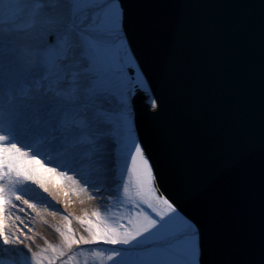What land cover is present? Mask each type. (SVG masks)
I'll list each match as a JSON object with an SVG mask.
<instances>
[{"label": "water", "instance_id": "water-1", "mask_svg": "<svg viewBox=\"0 0 264 264\" xmlns=\"http://www.w3.org/2000/svg\"><path fill=\"white\" fill-rule=\"evenodd\" d=\"M119 2L156 100L132 96L159 187L202 264H264V0Z\"/></svg>", "mask_w": 264, "mask_h": 264}, {"label": "snow or ice", "instance_id": "snow-or-ice-1", "mask_svg": "<svg viewBox=\"0 0 264 264\" xmlns=\"http://www.w3.org/2000/svg\"><path fill=\"white\" fill-rule=\"evenodd\" d=\"M53 8L51 0H18L11 11L5 12L0 23V39L7 38L14 57L21 60L26 69L36 67L38 56L43 58L42 74L28 78L22 99L28 101L33 110L40 107L35 103L38 99L46 100L48 135L39 141L49 149L47 153L38 152L34 145L24 144L12 123L0 131V250L12 253L7 260L0 258V264H44L45 261L46 264H79L78 258L85 255L82 246H127L119 248L120 251L115 250L116 247L109 248L113 250L107 251L105 258L113 261L121 251L142 245L147 235L160 231L164 223L176 215L169 199L158 194L153 168L139 143L134 146V154L129 156L131 166L127 163L122 173L119 170L115 193L96 184L90 185L74 169L66 170L63 165L52 162L55 153L83 161L99 172L102 147L109 143L118 146L113 137L89 135L86 132L87 114L76 109L83 94L92 89L91 81L83 82L92 54L102 40L111 37V32L100 31V26L105 23L113 28L118 26V12L122 11L121 7L117 8L116 0H90L88 3L63 0L60 10ZM33 36H38V40H33ZM52 38L54 41L50 42ZM25 46L30 63H26L22 53ZM54 52L57 56L51 61ZM13 100V94L9 93L8 103ZM152 106H156L155 101ZM125 172L127 179H124ZM28 185H35L49 195H52L51 188H69L87 193L89 200L101 199L106 203L98 205L91 213L75 217L85 233L78 234L72 227L71 214L55 208ZM119 188L123 190L122 195ZM105 193H108L106 197ZM64 195L69 196L70 192L65 191ZM125 206L127 217L112 211L113 207L118 211ZM32 213L46 225L44 213L53 218L60 217L61 224L54 229L61 238L58 244L44 240L45 247L40 251L32 250L38 235L31 226L35 222ZM125 219L126 224L121 222ZM25 241L31 243L25 244ZM18 245L27 248L31 259ZM148 247L143 245V250ZM17 253L21 258H16ZM88 256L98 257L103 253L93 249Z\"/></svg>", "mask_w": 264, "mask_h": 264}, {"label": "bare ground", "instance_id": "bare-ground-1", "mask_svg": "<svg viewBox=\"0 0 264 264\" xmlns=\"http://www.w3.org/2000/svg\"><path fill=\"white\" fill-rule=\"evenodd\" d=\"M17 2L18 0H0V23L3 22L5 12L11 11ZM51 3L54 5L53 10L56 11L61 9L63 0H51ZM118 3L120 6L119 0H116L117 8H118ZM122 28H123V18H122ZM123 32L128 42L124 28H123ZM113 36L114 34L111 33V37L108 38L107 40L113 39ZM32 39L38 40V36H33ZM105 40L106 39H104L103 41L105 42ZM53 41L54 38H52V41L50 42ZM101 44H103V42H101ZM128 45L130 50L128 49L126 51L125 50L123 51V49L118 46V41L115 44V46H113L111 49H109L105 44H103L101 49L98 51L99 54L98 56L99 58H101L100 59L101 63H104L107 68L114 69L120 72H124L127 70L128 74H131V76H129L130 79L128 80V83L126 84L128 86L127 91H129L130 93V95L126 96L127 99L126 107L129 109L128 110V116H130L129 120H131V122L133 121L132 126L134 127L136 138H133V142L130 143L131 145L130 148L134 149V146L138 142L142 147V151L144 152V155L148 159V155L145 152L146 149L145 147H143V143L139 137L138 130H136L137 126L135 123V107L132 102V96L138 90H142L143 91L142 93L146 95V97L143 100L144 102L152 105V102L153 101L156 102V100L150 88V85L146 79V76L144 72L141 70L140 64L129 42ZM56 56L57 53L54 52L50 57V60L54 61L56 59ZM42 59H43L42 57L38 56L36 67L32 69H26L23 62L14 57L13 52L11 51V45L9 44L7 38L5 37V39H0V131H2L4 127L7 126L9 123H12L15 126L17 135L21 140H23L24 144L26 145L32 144L35 146L36 151L47 153L49 151L48 147L39 141L48 135V123H47L48 115H47V107L45 106L46 100L43 98L38 99L35 103L39 104L40 107L38 110H33L30 106H28L29 102L22 99V93L26 89V86L28 84V78H35L40 74H42L43 72V67L41 66ZM86 75L83 77V82L86 84L89 81H91V84L93 85V81L88 78V75L87 76ZM145 80L147 83L145 82ZM115 91H119V90L117 88L113 89L111 92L112 94L111 98L105 95H102V97H100L98 94L92 93V89L90 92L83 94L81 98V102L77 106L76 111H83L87 114L88 124L86 128V132L89 135L100 136L102 134L105 137L110 136L107 135L105 131L111 130L109 125L113 127L110 124L112 117L111 112H113L114 114L116 113L121 114L120 112L122 111L121 110L122 108L119 109L120 107L115 106L116 105V100L114 98ZM9 93H12L14 96V100L11 104L8 103ZM99 109H103L104 112H100L99 115L97 114L95 115L96 111ZM106 111H111V112L108 113ZM113 148H114L113 144L111 143L102 147L101 154L99 157V165H98V167L100 168L99 172L93 170L92 167H90L88 164H86L83 161L71 159V158H65L55 153L52 154L51 159L54 164L63 165L66 170L74 169L80 175V177L82 179L87 180L90 185L96 184L101 186L102 188H107L110 191V189L112 190V181L109 180V177L112 178L114 172V171L112 172V167L114 168L115 166L111 162L109 164L108 162L105 161L112 160V156L110 157V154L111 153L113 154L114 151ZM110 150H112L111 153ZM106 153H109V156L106 155ZM105 163H107V166L105 165ZM71 174L72 172H69V175ZM155 182L158 189V194H163L165 198L169 199L167 195L159 187L158 182L156 180V176H155ZM28 187L35 189V191L38 192L41 196L46 197L47 200L50 201L51 204L54 205L55 207L59 206L61 208V211H66L65 209H67V207L64 205L66 204V200H68L69 196H65L64 192L69 191L71 193L72 190H70L69 188H64L63 190L51 188L50 191L52 192V195H49L48 193H44L42 189L37 188L35 185H28ZM107 194L108 193L104 194L105 197L107 196ZM75 196H79V198L83 196L82 199L83 203L79 205L80 206L83 205L85 207H88L89 205V209L91 206L92 210H95L98 205H105L106 203L105 200H101V199L89 200L87 193L77 192V195ZM84 198H85V202H84ZM169 202L173 204V207L176 209V213H179V215L182 216L183 220L186 221L187 223L185 222L184 226H181V229H179V231H173L171 234H169V236L160 239L154 245L157 247L158 246L161 247L172 258L174 259L176 258L177 260H180V262L182 263L188 262L189 258L187 257L188 254L187 251H189L190 254L193 255L195 254V259H198V263L202 264V261L200 259L198 226L196 225L195 221L182 214L180 209L170 199ZM92 206H94L95 209L92 208ZM28 211L31 213L30 209ZM112 211L114 212L113 208ZM17 214L23 216L22 213H17ZM46 214L47 213H44L43 215L46 216ZM80 216H82L81 213H78L76 217H80ZM32 217L34 218L35 222L34 223L30 222L31 226L34 228L36 233H40V236L45 235L46 232H47L46 235L48 236L49 233L48 229H50V227L52 229L53 227H56L60 224V222L56 220H53L52 222L47 220L51 224V226L46 227L45 230L44 224L40 221L39 217L35 216V213H32ZM188 219L191 222L188 221ZM174 221H175V217L173 216L171 217L170 221L164 223V227L160 231L166 229L168 224L174 223ZM77 223L78 221L76 220L74 221L73 224V228L76 230L78 229ZM28 234L31 235V233ZM37 236L35 238V243L37 244V246L36 244L33 246L32 249L33 251H36L41 246L42 247L45 246L44 240H47L44 238L42 239L41 237L42 240L38 241ZM29 243L31 242L25 241V244H29ZM17 247L20 248L29 257L30 252L29 253L27 252V248H25L24 245H18ZM138 247L140 246H133V248H138ZM149 252L145 250L140 251L139 257L140 258L147 257ZM15 255L16 258L18 259L21 258L18 253ZM11 256L12 253H5L2 250H0V258H4L7 260L11 258ZM30 258L31 256L29 257V259Z\"/></svg>", "mask_w": 264, "mask_h": 264}, {"label": "rangeland", "instance_id": "rangeland-1", "mask_svg": "<svg viewBox=\"0 0 264 264\" xmlns=\"http://www.w3.org/2000/svg\"><path fill=\"white\" fill-rule=\"evenodd\" d=\"M83 3H88L90 2V0H82ZM100 2H102V0H100ZM120 8L119 3H118V9ZM118 15L120 17V24L118 26H116L115 28H113L110 24H102L100 26V31H110L112 34H114L113 39L110 40H105V42L102 40L101 42H103V44H105L109 49H111L113 46H115V44L118 41V46L121 47L123 49V51L125 50H130L128 42L124 36V32H123V28H122V11L118 12ZM99 44L97 50L95 53L92 54L91 57V64L88 70V78L91 79L93 81V85H92V93H96L98 94L100 97H102V95H105L107 97H112V90L117 88L119 91H115L114 93V98L116 100V107H120L119 109H121L122 111L120 112L121 114H114L111 111H106V112H111L112 113V117H111V125L113 127L110 126V131H105V133H107V135H110V137L115 138L117 145L113 144V154L111 153L112 150H110V157L112 156V160L111 161H105L108 162L110 164V162L115 166L114 168L112 167V178L109 177V180L112 181V190L113 193H115L118 190V177L120 175L119 170L121 171V173L123 172V169L126 167L127 163L129 166H131V158L129 157L131 155V153L133 152L134 154V149H131V145L130 143L133 142V138H136V134L134 131V127L132 126V122L131 120H129L130 116H128V108L127 106V99L126 96L130 95L129 91H127L128 86L126 85L128 83V80L130 79L129 76H131V74H128L127 70L124 72H120L114 69H109L105 66L104 63H101V58H99V54L98 51L101 49L103 44ZM86 75V76H87ZM146 82V80H145ZM147 83V82H146ZM127 86V87H124ZM102 110V111H101ZM98 112V113H97ZM100 112H104L103 109H99L96 111L95 115H99ZM93 114V112H92ZM126 114V115H125ZM110 115V114H108ZM108 125V124H107ZM113 128V129H112ZM108 137V136H107ZM138 143V142H137ZM106 155L109 156V153H106ZM146 158V156H145ZM105 165L107 166V163H105ZM110 167V166H109ZM124 179H127V173H124ZM112 190L110 189V192H112ZM122 188H119V192L122 195ZM78 191H71L68 200H66V204L64 206L67 207V209H65L66 211H61V208L59 206L55 207L57 209H59L61 212H63L64 214H71L72 216V227L74 224V221H76L75 217L78 215V213H81V215L83 216L85 212L91 213V211H93L91 209H89V205L88 207H85L83 205H79L81 204V201H83V196L79 198V196H75L77 195ZM81 195V194H80ZM84 202H85V198H84ZM61 203V202H60ZM79 205V207H78ZM92 208H94V206H92ZM95 209V208H94ZM114 212H117V214L119 213H123L125 215V217H127L128 215V209L127 206L120 208L118 211L116 208L113 207ZM151 215H153L154 218L155 214L151 213L150 210H147ZM46 220L49 221H53L56 220L58 222H60V217L58 216L53 218L52 216H49L46 214V216H44ZM175 217V221L174 223L168 224L167 228L162 230V231H158V232H154L150 235H147L145 237V239L142 242V245H139L140 247L138 248H132L131 250H123L121 251V255L117 258H115L113 261H108L105 257L108 254L107 251H111L113 249H109L111 247H116L117 251H120L119 248L121 247H127V246H122V245H104V244H100V245H90V246H82V250L84 252V256H80L78 258L79 264H199L198 263V259H195V254H190L189 251L187 254V257L189 258L188 262H180V260H177L176 258H172L167 252H165L161 247H157L154 244L156 242H158L160 239L169 236V234H171L173 231H179V229H181V226H184L185 222L183 220V217L179 215V213H176ZM171 219V218H170ZM170 219H168L166 222L170 221ZM183 221H182V220ZM188 221H190L188 219ZM122 223L126 224V219L121 221ZM191 222V221H190ZM187 223V222H186ZM60 224L58 226H60ZM78 225V229H74L78 234H85L82 232V229L80 228V225L77 223ZM189 225V223H188ZM51 226V224L48 222V224H44V228L46 230V227ZM53 227V226H52ZM55 227H53L49 230L48 236L46 235H42L40 236V233L38 234V238L37 240H42L47 239L50 243H54V244H58L60 242V236L58 233L55 232ZM42 237V239H41ZM36 244V243H35ZM143 245H149L150 247H148L145 251H150L147 257H139L140 255V251H144L143 250ZM37 246V244H36ZM137 246V245H134ZM142 246V247H141ZM45 247V246H43ZM42 246L40 248H38L36 251H40L42 248ZM96 250L98 252L103 253V256H98V257H90L88 256V253L91 250ZM153 250V251H151ZM106 251V252H105ZM28 252V250H27ZM29 253V252H28ZM31 256V254L29 253V257ZM31 259V258H30ZM34 264V262H33ZM44 264H46V261L44 262ZM57 264H59V262H57Z\"/></svg>", "mask_w": 264, "mask_h": 264}, {"label": "clouds", "instance_id": "clouds-1", "mask_svg": "<svg viewBox=\"0 0 264 264\" xmlns=\"http://www.w3.org/2000/svg\"><path fill=\"white\" fill-rule=\"evenodd\" d=\"M22 53H23V55H24V57H25V61H26V63H30V61L27 60V57H28L29 53H28V49H27L26 46L22 48Z\"/></svg>", "mask_w": 264, "mask_h": 264}]
</instances>
